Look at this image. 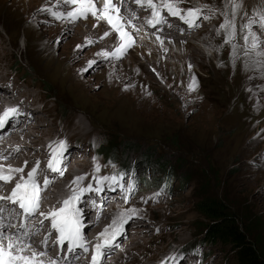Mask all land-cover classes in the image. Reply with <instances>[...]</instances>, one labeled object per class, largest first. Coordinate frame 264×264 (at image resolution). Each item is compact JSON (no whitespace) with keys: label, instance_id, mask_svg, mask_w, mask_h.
Returning <instances> with one entry per match:
<instances>
[{"label":"rangeland","instance_id":"374dc122","mask_svg":"<svg viewBox=\"0 0 264 264\" xmlns=\"http://www.w3.org/2000/svg\"><path fill=\"white\" fill-rule=\"evenodd\" d=\"M179 3L188 8H201L203 13L209 17V20L203 22L196 30L192 31L182 26L190 29V32L194 34H197L198 29L212 30L217 23L224 22L223 13L225 11L220 4L221 0H179ZM65 5L69 7L68 4ZM214 5H220L222 9L221 15L218 19L216 18L218 21L210 18L215 8ZM41 7L55 10L52 5L45 6L41 3L20 10H17L16 5H11L10 8L6 4L0 6V91L8 93L11 89H18L20 95L29 100V102L24 101V106L27 102L29 109L25 110L26 114L20 117V120L14 124V128L20 126L18 128L20 130L26 126L28 131L42 130L40 127L50 128L53 137L64 133L63 140L66 144H70L71 149L74 147V139L82 141L86 139V146L77 149L78 154L73 153L75 149L71 151V154L79 156L68 158L72 169L74 168L73 172H84L88 165L92 164L93 166L99 165V169L92 172L87 180L78 181L77 186H82L86 182L89 185L100 172H106L96 158V151L101 142L115 144L119 149L115 151L122 154L123 160L125 158L129 161L133 176L137 173L139 178L135 183V191L125 200L122 198L125 195L121 189L116 188L113 197L117 200L113 204L123 208L124 211L130 208L137 209V215L133 219L138 217L141 223L138 231L135 232V229L127 226L132 219L128 221L123 234V236L129 235L127 236L128 243L117 251L116 258L120 257L118 252L125 249L132 251L133 255L140 259V262L133 264H160L162 260L159 259L169 257L170 254L179 250L184 254L182 251V246H184V250L191 252L184 256L180 264H241L233 248L223 242L199 245L198 253L195 251L197 248L190 249L192 242L201 238L198 234L204 233L205 227L214 223L211 219L203 218L198 211L199 203L205 199H213L226 204L237 216L236 224L244 231H248L251 234L250 238L254 239L264 250V114H262L264 113V104H262L264 102L258 108L245 105L246 108L243 105L245 100L242 98L246 99L247 96L240 93L239 83L231 81L232 88L221 83L222 79H233L234 69L239 75L248 76L256 72L255 68L249 69L251 66L245 70L236 63V59L233 62L230 56H226L232 52V43L238 44L236 39L231 44H226L225 41L220 40V34L217 33L218 28L213 35L206 33V43L202 46L207 55L211 57V60L206 58L205 63L207 68L212 70H203L197 63H194L195 75L185 68L184 74L178 71L170 74L168 78L172 81L167 78L165 81L153 84L151 95L145 97L144 100L153 97L152 99H157L161 103L163 101L162 111L166 113L168 120L160 121L156 118L152 121L130 119L127 121L120 119L119 116L123 114L121 111L116 112L113 108L110 110L100 105L96 106L95 100L90 97V95H98L102 92L108 72L107 65L110 61L101 60V56L97 55V51L93 49V43L87 40L80 41L81 38H76L74 33L76 28L83 23L97 19L85 18L78 19L76 22L63 18L55 20L47 12L38 11ZM254 9L264 12V0H250L242 6V25L247 23L249 18H253ZM141 12L145 13L144 11L135 13L140 14ZM140 26L144 27L142 24ZM236 26V35L241 33L242 36V26ZM252 30L260 34L258 27L254 26ZM140 38H143V35H140ZM213 40L217 42V55L223 57V63L231 61L235 64L233 66H236L231 71L224 69L229 73L225 76L222 74V79V76L217 73L220 67L218 57L210 44ZM78 45L79 48H77ZM221 45H226V48H220ZM239 48L237 47V51ZM176 50L179 51V49ZM130 54L131 52L124 56L123 60L118 61L117 65L122 66L130 60L132 58ZM89 62H93L91 67H89ZM193 77L198 85V80L203 78L206 82L210 80V85H214L213 88L218 86L212 89L211 98L205 94L206 101L213 99L212 96H217L222 101V97L229 96L231 93V102L232 100L237 102L229 104L228 107L224 103L219 104L222 105L220 107L217 102L215 106L210 107L204 100V105L201 100V102L198 101V106L182 103L186 98L184 92L189 94L188 87ZM218 83H221V86ZM256 84L264 86V75L261 74ZM197 87L191 93L201 94V90ZM214 90L219 91L222 96L216 94ZM114 93L116 95L118 92L115 90ZM259 96L264 97V89L257 94H252L251 99ZM18 100H20L19 97ZM177 101L179 104L175 103ZM240 104L243 107L239 106ZM236 107H241L239 110L243 108L245 110L239 113ZM235 108L237 111L234 110ZM34 110L39 112L37 113L38 118H31V111ZM150 111L153 110L141 109L142 113ZM205 111L207 114L204 113ZM62 113L65 116L61 117ZM158 113L160 110H154V115ZM204 114L205 116L210 114L218 116L219 114V119L211 123L200 122L199 117ZM58 120H64L63 124L68 130H63V125L60 126ZM69 136H72V139H68ZM93 137L99 138L93 139ZM93 141L97 142L96 145ZM33 144L38 146V143ZM16 145L9 144L11 148ZM87 145L90 151L87 150ZM33 153L32 150L29 163H33L38 154ZM0 155L2 160L7 159L6 154L1 152ZM148 155L151 157L146 158ZM161 157L163 159L160 161L165 160L172 165L173 173L169 168L161 169L162 165L159 164L162 162L160 161L155 164L156 169H151L146 164V160H159ZM107 168L114 171L117 166L110 164ZM130 177L125 179V185L128 184ZM164 184L170 187L171 192L165 190L156 198V202H153L158 187ZM95 200L97 201L95 204L98 205L94 206L92 201L89 206L90 212H94L98 209L97 207L105 208L109 202H103L102 199ZM106 208H110V205ZM5 213L7 216L8 213ZM113 215L115 216L112 214L105 218L114 217ZM110 261L102 264H109ZM73 262L75 261L72 260L67 264Z\"/></svg>","mask_w":264,"mask_h":264},{"label":"bare ground","instance_id":"6f19581e","mask_svg":"<svg viewBox=\"0 0 264 264\" xmlns=\"http://www.w3.org/2000/svg\"><path fill=\"white\" fill-rule=\"evenodd\" d=\"M249 1L250 0H238V2L241 4V8L237 11L235 16V25H237L238 27L242 26L243 24L242 23L243 18L241 14L242 6ZM111 2L115 4L116 8L119 9L118 15L122 18L121 23L124 25V29L132 36V39L134 41L133 46L124 55L126 56L131 52L130 55L132 56V58L127 62H125L124 64H122V66H119L117 64L118 61L123 60L122 58H124V56L119 58L118 60H111L110 63L107 65L108 72L104 80V87L102 89V92L98 95H90V94L89 95L91 99L95 100L96 106L100 105V107L109 108L110 110L114 109L116 110V112L121 111L123 113L122 115L119 116L121 120L125 119L128 121V119H130L135 121H152L158 118L160 121H166L168 116H166V113L162 111L163 101L161 103L157 99H152L153 97L147 98L146 100H144V98L151 95L152 86L154 83L165 81V79H167L170 74H174L175 71H178L180 74H184L186 68V70H189L192 73V75H195L193 69L194 63H197L199 67L203 70H207V71L212 70L211 68H207V65L205 63V59L208 58L211 60V57L207 55V52L203 47L204 46L203 44L206 43V38H207L206 33L213 35V33L216 32V29L217 28L219 29L221 22L217 23V25H215V28L212 30H206L204 28H201L196 31L197 34H194L190 32V29H185L182 27V26L188 27V25L183 24L179 18L173 17L171 15H167L165 9L160 10L161 15H163L165 18V22L160 24L150 25L147 21L149 18L152 17V9L149 6H147L146 0H140L139 3H137V0H111ZM161 2L162 0H153V3L155 4H160ZM39 3L45 4V6L52 5L55 10L57 8V11H62V12L65 11V13L73 7V5L71 4H68L69 7H66L64 0H0V6L6 4V6L10 8L11 5H16L17 10H20L21 8H28L33 5H38ZM227 3L228 0H221L220 4L222 6V9L225 12H227L229 19H231L232 18L231 7L226 8L225 5ZM94 4L98 10L102 9L104 5V0H94ZM179 4L180 3H178V5ZM214 7H215L214 10L210 14V18L213 19L214 21H218L216 20V18L218 19V16L221 15L222 9L220 8V5L219 6L214 5ZM136 11H144L145 13L141 12L140 14H136L135 13ZM113 14L115 15L117 13L113 12ZM199 16L200 19L207 17L206 14L203 13V11H201ZM85 18L96 19L95 17H92L90 14ZM85 18H80V19L82 20ZM208 20L209 17L208 19H203V21L197 26V28L200 25H202L203 22L205 23V21ZM219 20L221 19L219 18ZM140 24H142L144 27H141ZM39 29L40 31H42L41 28ZM105 33H108V35L105 36L104 35ZM217 33L220 34L219 37L221 39L220 38L219 39L225 41L224 40L225 30L220 29ZM236 34L234 39H236V41L238 42L237 47L238 48L240 47L237 51L236 56H238V58H236V63L240 64L244 68L245 60L243 57V50H244L243 35L241 36V33L240 35H236ZM118 35L119 34L116 33L114 29H112V26L108 24L106 20L85 22L82 25H80L78 28H76V31L74 33V36L76 38H81L80 41L82 40L91 41L94 46L93 49L97 51V55L99 56H101L103 52L112 51L116 47L118 43ZM140 35H143V38H140ZM233 40L231 42H233ZM222 41L220 43H222ZM216 43H217L216 40L210 42L213 52L218 57V64H219L218 66L220 67H218L217 73L220 74L221 76L222 74H224L223 76H225L229 72L228 73L225 72L224 69H226L227 71L228 70L231 71L232 68L236 66H233L235 64H232L231 61L230 63H228L225 62L226 61L225 60L224 61L225 63H223V57L221 58V56L217 55L218 49H216ZM220 48H226V45H221ZM176 49H179V51H177ZM226 56H230V55H226ZM186 59H188L189 61L187 62ZM214 68L213 70H215ZM252 68L254 67H250L249 69L251 70ZM234 70L235 71L232 73L233 76L232 80H228V78H225L224 80L222 79L223 76L221 77L222 85L232 88V85H230L231 81L233 83L238 82L240 93L242 92L244 93L243 96H247L246 99L242 98V100H245L244 101L245 104H243L244 106L246 105L248 107L258 108L259 105L264 104L262 103L264 102L263 96L256 97L253 100L251 99L252 94H257L261 92L262 89H264L262 88L263 85L256 84L257 80L261 76V72L256 69V72L254 74L247 76V75H239L236 73V69ZM152 74H154L155 76H153ZM110 75L111 78H109ZM202 79L203 78H201V80H198L199 81L198 87L201 90V94H195L191 92H189L188 94L187 92H184L185 93L184 97L186 98L183 99L182 103L198 106L199 102H201L202 100V104L204 105L203 100L206 101L204 99L206 95H209L208 97L211 98L210 93H212V89L218 86L213 88L214 85L213 86L210 85V80L207 79L208 82H206L205 79L203 80ZM169 80L168 82L172 81ZM221 83L218 84L221 86ZM165 84L167 85L169 83H165ZM126 85L128 87L125 90ZM115 90L118 92L116 95L114 93ZM181 90L184 91L185 89L181 88ZM215 90L214 92L216 94H219V91H217L218 92L217 93ZM147 93H150V95H148ZM220 93H222V91ZM241 94L239 95L241 96ZM219 95L222 96V94ZM230 95L229 96L224 95L226 97L224 98L222 97V101H220V98H218L217 96H216L217 98L212 96L213 99H211L210 101L208 100L206 102L210 105V107L215 106L216 102L220 107H222V105L219 104H223V103L228 107L229 104L231 105L237 102V101L233 102V100L231 102L232 98L230 97ZM240 96L239 98L242 97ZM18 97L20 100H18ZM26 100H28L27 97H22L18 89L17 90L11 89V91H9L8 93L4 91H0V112H3V110L7 107H17L19 108L21 113H23L22 116H24L26 114L25 110L29 109L27 102L24 106V101ZM5 102H7L8 104L7 106ZM175 103L179 104L178 101ZM203 105L201 106L203 107ZM205 105H206L205 107L207 108V104ZM241 105L242 104H240L239 106ZM241 107L239 108L241 109ZM142 108L144 109L149 108L152 109L153 111H150L148 113H142L141 112ZM236 108L234 109L235 111H237V109L239 110V108L237 109ZM243 109L237 112L242 113V111L244 112L245 110ZM154 110H160V113L154 115ZM37 113L39 112L35 110L31 111L30 114L31 118H35V117L38 118ZM204 113H206V111ZM218 116L215 114L213 115L210 114L209 116L207 115L205 116L204 114L201 117H199V120L200 122L208 121L209 123H211L215 120L218 121L219 119ZM263 117L261 116V118ZM114 119L116 120V118ZM16 122L17 121H11L9 124H6L4 128L0 129V137L2 136L0 138V153L2 152L7 156V159H3L4 160L3 161L0 155V159H1L0 170H2L5 174H8L12 169H21V171L11 172V178L8 179L7 181L0 180V198L11 196L12 190L16 187V184L18 182H22V180H26L28 177V173L33 168L37 169V172L35 174V180L37 187L41 191L38 193L39 207L36 210V212L33 213V216L22 220L21 216L17 215L15 212H13L11 216H9L8 214L6 216V213L3 214V222L5 224V227L3 229H6L3 231L9 234L15 232L17 235H22L23 232L27 231L29 233V236L25 239V243L29 245V248L23 254L30 255L32 251H35L36 253H45L44 256L37 257L38 259H42L45 262V264H49L50 261H56L57 264H65V263L67 264L72 260L75 261L72 264H92V255L95 250V246L102 239L100 234L104 232L106 228H109V230H111L110 225H112L113 220L119 219L120 214L122 212H125L124 209L113 204L115 203L114 201L117 199H115L113 195L110 196L109 194H107V188L102 187V193L99 196V201L100 199H102L103 202L106 201L109 202H107L105 208L97 207L98 209H95L94 212H90L89 206L92 201L94 202V204L95 202H97L95 200L97 199V197L93 193V191L84 192L74 206L80 210V223H81L80 232L86 241L87 251H85L83 248L77 247L75 252L70 253L68 259L62 261L60 258L61 255L64 253V251H59L60 248L59 246L62 245L58 244V242L54 240V237H57L58 233L54 228H52V217L49 216L48 213L59 210L61 207L64 206L63 201L67 199L75 189L85 188V186H79V185L77 186L76 183L75 184L73 183L74 177L76 175L81 176V174L80 172L77 173L73 172L74 168L72 169L71 163L68 160V158H72L69 155L71 151V147L68 144H65L66 145L65 153L68 154V158L61 165V169L56 172L53 171L48 172L45 169V167L48 168L49 161L52 160V158H54L53 152L56 151V149L58 148L59 141L64 136V133H60L59 135L53 137V132L50 131V128L46 129L44 127H40V129H42L43 131L42 130L28 131L26 129V126H24L23 129L19 130L18 128L20 126L14 128V124H16ZM39 133L41 135H39ZM34 142L38 143L39 148L36 144H33ZM10 143L11 145L14 144L17 145L11 148L9 146ZM32 150L34 153L37 152L38 154L33 160V163H29L30 162L29 159L30 157H32L31 156ZM37 161H41V165L37 164ZM45 180L50 181L47 187H45ZM92 187L93 188L96 187V182L92 184ZM0 205L5 206L8 210H11V207L16 206L18 204L13 205L12 201L0 199ZM108 205H110V208H106V206ZM6 212L8 213V211ZM112 214H115V216L113 215L114 217L110 216L108 218H105L106 216ZM140 223L141 222L139 221L138 217L134 219L132 218V220L128 223V225L127 223L124 225V230L126 229V225H127L133 227L132 229H135V232H137ZM12 225H15L16 227L13 228ZM116 240H117L116 241L117 246L109 254L104 255L100 258L101 264L107 261L109 262L113 258H116L117 251H120V249L128 243L127 238H123L122 236L116 238ZM118 254L120 255V257L116 258L114 261L113 260L110 261L111 264H133L135 262H140V259H137V256H134L132 251L130 252L129 250L122 249V251L118 252Z\"/></svg>","mask_w":264,"mask_h":264},{"label":"snow or ice","instance_id":"6c2138e0","mask_svg":"<svg viewBox=\"0 0 264 264\" xmlns=\"http://www.w3.org/2000/svg\"><path fill=\"white\" fill-rule=\"evenodd\" d=\"M140 0H137L139 3ZM65 4H71L73 7L71 10L65 12L53 10L47 7H41L38 9L40 12H47L55 20L65 19L71 22H75L80 18H85L89 14L95 17L97 20H106L108 24L112 26V29L118 33V43L112 51H105L101 54V60L111 61L118 60L123 57L125 53L133 46L132 36L124 29V25L121 23V17L118 15L119 9L116 8L115 4L111 0H104V5L102 9H97L94 4V0H64ZM147 6L152 9V17L148 19L150 25L160 24L165 22V18L161 15V9H166L168 14L173 17L179 16V18L184 21L188 27L197 25L198 17L202 11L201 8H189L182 14L181 9L177 6L179 0H162L160 4L153 3V0H146ZM225 7H231L232 18H228L227 12L223 13L225 16L224 22L220 24V29L225 30V43H231L235 38V16L237 11L241 8V4L238 0H228ZM113 12L117 14H113ZM258 17V19H257ZM208 19V17H204ZM256 26L260 30L258 35L256 31H253V27ZM243 33V57L245 60L244 68L247 70L250 66L259 70L262 75H264V12L254 9L253 18H249L247 23L241 27ZM105 36L108 33L104 34ZM232 52L230 53V58L235 62L237 55V45L232 44ZM80 46L78 45L77 48ZM93 62H89V67ZM85 71L87 69H84ZM111 78V75L109 76ZM198 83L195 78H192V82L189 84L188 91L191 92ZM125 86V90L127 89ZM250 91V90H249ZM150 95V93H147ZM23 115L19 108L17 107H7L0 112V129L4 128L6 124L11 121H17ZM95 143V141H93ZM65 141H59V149L53 152V157L60 154V150L65 148ZM95 159V158H94ZM58 164L56 159L49 161V168L53 172L58 171L55 165ZM99 165L94 166V170L98 171ZM21 169H12L8 174H5L0 170V180L7 181L11 178V172H19ZM37 172L36 168H33L29 173L26 180L18 182L16 187L12 190L11 196L3 197L0 199L12 201L13 205L18 204L19 208L25 213V219L30 217L39 207L38 204V193L41 191L36 184L35 174ZM128 177L126 172H120L119 174H113L112 176H103L96 178V187L93 188L91 184L87 188L75 189L72 194L63 201V207L59 210L48 213L52 217V228L58 233L57 241L63 245L67 241V247L69 252L77 247L83 248L87 251L86 241L81 235L80 228V210L74 205L80 199L81 195L87 191H95L97 193L102 191V185L107 182L109 188L119 187L122 192L127 189L128 195L122 198L127 200L130 195L135 191V181L129 180L128 184L125 185V179ZM83 176L74 178L73 183H77L82 180ZM50 183V181L45 180V187ZM166 185L161 187V189L155 194L153 202H156V198L164 193ZM146 202V201H145ZM8 211V215L11 216L13 212L16 211L13 206L11 210H8L5 206L0 205V264H45L42 259L37 257H42L45 253H36L32 251L30 255L23 254L28 250L29 245L25 243V239L29 236L27 231L23 232L22 235H17L13 233H5L3 228L5 224L3 222V214ZM137 215V209L130 208L125 212L120 214L119 219H114L110 229L106 228L104 232L100 234L102 239L96 244L95 250L92 255V264H101V257L109 254L116 246V238L124 233V225L128 223L130 219ZM15 228V225H12ZM23 227V226H21ZM159 231V229H157ZM6 242V243H5ZM197 253L200 251L199 248L195 250ZM185 254L172 253L166 260L161 261L160 264H180V261L184 259ZM49 264H57L56 261H50Z\"/></svg>","mask_w":264,"mask_h":264},{"label":"trees","instance_id":"16d2710c","mask_svg":"<svg viewBox=\"0 0 264 264\" xmlns=\"http://www.w3.org/2000/svg\"><path fill=\"white\" fill-rule=\"evenodd\" d=\"M46 85V84H45ZM65 116L64 113L61 114ZM119 150L115 144H101L99 147L100 153L103 155L110 156L112 159L116 160L122 168L127 169L130 167L129 161L122 159V154H118L116 151ZM151 157L150 155L146 156ZM163 159L162 157L154 160H146V164L152 169L157 168L155 164L157 161ZM159 165H162L161 169L166 170L169 168L170 172L173 173L174 170L172 165H169L167 161H160ZM159 167V166H158ZM176 169V168H175ZM150 183V181L148 182ZM164 183H167L164 181ZM168 191L171 192L170 187H166ZM200 215L205 219H211L214 221L213 224L207 225L205 227V232L199 233L201 235L200 239H195L194 243L201 242L204 245L215 244L218 241L230 245L233 250L237 253L238 259L241 264H264V250L258 246V243L254 239H251V234L248 231L241 229L237 223V216L230 211L226 204L213 200L205 199L199 203L198 209ZM193 243V244H194Z\"/></svg>","mask_w":264,"mask_h":264}]
</instances>
